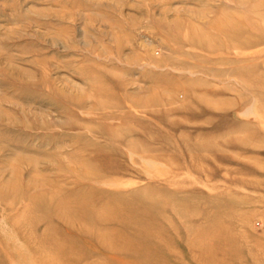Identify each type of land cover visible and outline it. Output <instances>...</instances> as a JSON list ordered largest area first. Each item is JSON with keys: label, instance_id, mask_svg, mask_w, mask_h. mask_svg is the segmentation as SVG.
<instances>
[{"label": "rangeland", "instance_id": "1", "mask_svg": "<svg viewBox=\"0 0 264 264\" xmlns=\"http://www.w3.org/2000/svg\"><path fill=\"white\" fill-rule=\"evenodd\" d=\"M0 264H264V0H0Z\"/></svg>", "mask_w": 264, "mask_h": 264}, {"label": "bare ground", "instance_id": "2", "mask_svg": "<svg viewBox=\"0 0 264 264\" xmlns=\"http://www.w3.org/2000/svg\"><path fill=\"white\" fill-rule=\"evenodd\" d=\"M225 33H226V32H225ZM228 34H230V33H228ZM231 34H232V33H231ZM235 35H236V34H235ZM228 36H229V35H228ZM232 36H233V35H232ZM230 38H231V37H230ZM241 43H242V44H241ZM241 43H240L241 45H244L243 42H241ZM250 43H251V42H250ZM252 43L254 44L255 42H252ZM241 45H240V46H241ZM244 46H245V45H244ZM241 47H243V46H241ZM105 158H106V157H105ZM110 158H111V157H110ZM99 160H100V159H99ZM99 160H98V161H99ZM104 160L107 161V159H104ZM101 161H102V160H101ZM111 161H112V160H111ZM104 162H105V161H104ZM57 204H58V203H57ZM58 206H59V205H58ZM58 206H57V207H58ZM61 206H62V205H61ZM80 206H81V205H80ZM62 207H63V206H62ZM86 207H88V206H86ZM75 209H76V208H75ZM73 210H74V209H73ZM76 210H77V209H76ZM80 210H81V209H80ZM90 210H91V209H90ZM97 210H98V209H97ZM91 211H92V210H91ZM93 211H96V210H93ZM70 212H71V211H70ZM72 212H73L74 214H76V212H74V211H72ZM97 212H98V211H97ZM97 212H95V213H97ZM65 213H66V212H65ZM89 213H90V212H89ZM92 213H93V212H91V217H92V215H93V216L95 215V213H94V214H92ZM86 214H87V212H86ZM103 214H104V213H103ZM69 215H70V213H69ZM98 215H99V214H98ZM70 216H71V215H70ZM73 216H74V215H73ZM88 216H89V215H88ZM78 217H79V216H78ZM96 217H97V216H96ZM82 218H83V217H82ZM97 218H98V217H97ZM97 218H94V219H97ZM92 219H93V218H92ZM94 219H93V220H94Z\"/></svg>", "mask_w": 264, "mask_h": 264}]
</instances>
